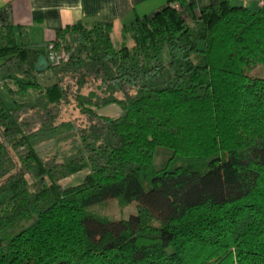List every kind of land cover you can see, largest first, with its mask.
Listing matches in <instances>:
<instances>
[{
	"label": "trees",
	"instance_id": "obj_1",
	"mask_svg": "<svg viewBox=\"0 0 264 264\" xmlns=\"http://www.w3.org/2000/svg\"><path fill=\"white\" fill-rule=\"evenodd\" d=\"M116 27L0 29V264H264V6L171 1L118 46ZM110 199L136 214L88 211Z\"/></svg>",
	"mask_w": 264,
	"mask_h": 264
},
{
	"label": "crops",
	"instance_id": "obj_2",
	"mask_svg": "<svg viewBox=\"0 0 264 264\" xmlns=\"http://www.w3.org/2000/svg\"><path fill=\"white\" fill-rule=\"evenodd\" d=\"M176 0H0V29L10 26L16 36L19 29L26 30L30 41L45 45L55 37V31L76 22L115 23L112 37L119 40V27L137 17L150 16ZM220 0H184L194 6L195 13ZM233 5H242L258 10L260 0H228ZM102 116L118 117L121 108L109 104L96 109Z\"/></svg>",
	"mask_w": 264,
	"mask_h": 264
},
{
	"label": "rangeland",
	"instance_id": "obj_3",
	"mask_svg": "<svg viewBox=\"0 0 264 264\" xmlns=\"http://www.w3.org/2000/svg\"><path fill=\"white\" fill-rule=\"evenodd\" d=\"M114 45L118 46L119 40L116 37H112ZM253 76L256 77H262L264 78V65H257L250 73ZM41 84L45 85L48 84L49 80H47L46 76L40 77ZM2 96L8 100L7 94L1 90ZM32 95H35L34 92H30L28 95L24 97H17L22 99H27L31 97ZM108 105L101 106L100 108H105ZM118 106V105H116ZM119 107V106H118ZM122 111V109H121ZM122 114V113H121ZM79 114L73 107V105H68L62 108L60 119L62 120H78V122H81V119H79ZM89 172V169H85L83 171L77 172L70 177L62 180L60 184L62 186H72L77 185L82 182L84 179V176ZM88 211L92 214H97L100 216H105L108 218H113L115 220L120 219H127L130 215L136 214L137 212V203L135 201H132L130 203L121 204L118 199H110L108 201L98 203L95 205H92L88 208Z\"/></svg>",
	"mask_w": 264,
	"mask_h": 264
},
{
	"label": "water",
	"instance_id": "obj_4",
	"mask_svg": "<svg viewBox=\"0 0 264 264\" xmlns=\"http://www.w3.org/2000/svg\"><path fill=\"white\" fill-rule=\"evenodd\" d=\"M49 68V63L44 55H40L34 65L36 72H43Z\"/></svg>",
	"mask_w": 264,
	"mask_h": 264
},
{
	"label": "built area",
	"instance_id": "obj_5",
	"mask_svg": "<svg viewBox=\"0 0 264 264\" xmlns=\"http://www.w3.org/2000/svg\"><path fill=\"white\" fill-rule=\"evenodd\" d=\"M261 7L264 6V0H260Z\"/></svg>",
	"mask_w": 264,
	"mask_h": 264
}]
</instances>
